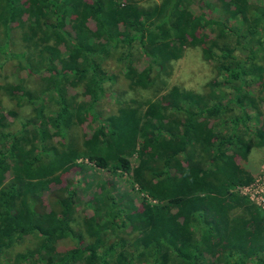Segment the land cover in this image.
Returning a JSON list of instances; mask_svg holds the SVG:
<instances>
[{
	"label": "trees",
	"instance_id": "16d2710c",
	"mask_svg": "<svg viewBox=\"0 0 264 264\" xmlns=\"http://www.w3.org/2000/svg\"><path fill=\"white\" fill-rule=\"evenodd\" d=\"M218 1L229 17L239 16L240 27L195 15L190 5L203 8L204 0H0V55L28 75L46 72L43 93L58 105L51 116L38 107L15 132L0 129V264H264V211L239 190L254 181L244 156L251 140L237 132L255 99L232 86L258 77L264 87V69L253 62L264 46V4ZM13 22L22 25L32 52L9 47ZM239 44L247 52L240 58ZM135 47L146 63L141 68L134 66ZM187 47H200L214 62L235 91L229 99L214 103L210 95L173 86L143 117L129 103L98 117L94 104L110 78L102 76L101 59L122 53L130 88H147ZM80 85L77 99L69 88ZM12 89L17 101L30 99L23 85ZM88 117L99 127L78 140L72 130ZM222 118L225 131L216 128ZM134 153L140 191L154 202L143 197L142 209L130 200L114 208L107 178L97 183L92 215L73 227L74 202L63 200L62 183L74 161L129 171ZM123 228L136 232L133 240L113 237ZM28 235L37 238L34 247L9 262L6 251ZM63 239L74 245L59 251Z\"/></svg>",
	"mask_w": 264,
	"mask_h": 264
},
{
	"label": "rangeland",
	"instance_id": "374dc122",
	"mask_svg": "<svg viewBox=\"0 0 264 264\" xmlns=\"http://www.w3.org/2000/svg\"><path fill=\"white\" fill-rule=\"evenodd\" d=\"M204 1L205 5L203 8H200L195 3L190 5L189 8L195 15L202 12L205 17L214 18L221 22L226 21L227 25L230 27H240L241 22L239 16L234 18L229 17L218 0ZM249 1L257 5L264 4V0ZM144 4L146 3L144 2ZM259 24L260 28H264V23H262V21H260ZM208 30L209 29H206V33L211 34ZM23 35L24 29L22 25L13 22L9 30V47L16 52H32L33 48H31L29 43L23 40ZM263 36L264 34L262 37ZM2 40L3 34L0 29V43ZM235 53L240 58L244 57L247 52L239 44L235 49ZM121 54L122 53L110 54V56L101 59L100 68L104 70L102 71V76L110 78L104 82L105 94L94 104L95 111L99 118H105L108 115L116 113L119 106L123 103L137 106L138 115L143 117L144 114L148 112V104L158 95L173 86L204 93L208 96L210 95L214 103L224 102L229 99L231 94L235 93L233 87L241 88V90L247 89L252 96L254 95V104H248L247 112L249 118L246 121V125L242 124L239 126L237 133L245 140H251L248 148L244 151V156L247 160V168L254 174V180H258L255 186L252 185L254 181L250 184L252 185V191L255 192L257 187H262L264 190V115L262 114L264 108V87L258 82V77L256 81H249L248 79L237 81L232 85L233 87H231L229 83L225 82V77L217 72L214 62L205 59L200 47H187L183 55L179 59L172 61L171 67L168 68L165 73H161L159 77L155 78L149 87H135L133 89L130 88L129 81L123 74V70H125L124 64L118 60V55ZM132 56L135 57L136 62L134 66L136 68H141L146 64L137 47L132 50ZM253 62L264 69V46L260 51L257 50V57ZM43 75H46V72L28 75L25 70L18 68V64L15 60H4V57L0 55V113L3 117L1 118L0 129L2 131H17L23 123L34 117L38 107H41L40 111L45 116H51L56 112L58 105L54 99L55 97L52 94L50 96L49 94L43 93L45 86L42 80ZM15 84L23 85L30 97L28 101L24 98L22 99L23 102L17 101L20 98L18 96L19 93L17 94L12 89ZM69 93H75L77 99H82L81 85L76 88H69ZM132 100H135V103H133ZM242 112L243 111L238 107H235L233 110V113L237 115H242ZM84 124V127L81 126L80 128L75 126L72 130V134L78 140H81L82 135H85V133L90 136L92 133L91 131L98 128L100 122L91 120L88 117ZM225 124L226 122L224 118H222L220 121H217L216 128L225 131ZM259 137H261V140ZM53 141H55V139H53ZM137 155L138 153H134L129 158L131 163V169L129 171H123L121 169L113 170L112 168L106 170L98 167L93 160L84 157H78L74 161L71 169L65 173L67 175L63 177L62 183L63 187L65 186L63 200L67 203L74 202L73 216L76 218V224H74L73 227L79 228L82 217L92 215V210L96 205V203H94V198L97 193V183L104 182L107 178L109 180L105 190L110 189L113 192L115 197V202L113 203L114 208L125 207L128 204V200H130L133 207L142 209L143 206L140 202L143 200V197H146L149 203L154 202V200L145 196V194L140 191V187L137 183ZM241 187L242 186L239 187V190ZM241 190L243 193L247 192V188ZM94 191L96 193H94ZM260 194L264 196L263 193ZM254 198L256 200L258 194H256ZM105 211L106 208H104V206L103 208L99 207L97 213L98 217L102 218L103 214L106 213ZM135 236L136 232H131L130 229L123 228L117 236L113 237L133 240ZM113 237L109 236V239L113 240ZM36 241L37 238L35 236L28 235L25 236L22 241L14 243L13 246L6 251V257L10 260L9 262L14 259L16 253L34 247ZM73 245L74 243L70 239H63L58 242L57 249L59 251H64ZM135 264L150 263L143 259L135 262ZM251 264H253V261Z\"/></svg>",
	"mask_w": 264,
	"mask_h": 264
},
{
	"label": "built area",
	"instance_id": "2783aa9c",
	"mask_svg": "<svg viewBox=\"0 0 264 264\" xmlns=\"http://www.w3.org/2000/svg\"><path fill=\"white\" fill-rule=\"evenodd\" d=\"M257 182L258 180L255 179L252 185L255 186ZM252 185L249 184L248 186H242L241 189L247 188V192L246 193L244 192V194L248 195L249 199L253 201L256 205H258L264 211V196L260 194V193L264 194V190L262 187H257L255 189V192H253ZM241 189H240V192H243ZM256 194H258V198L255 200L254 197Z\"/></svg>",
	"mask_w": 264,
	"mask_h": 264
}]
</instances>
